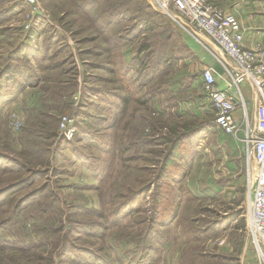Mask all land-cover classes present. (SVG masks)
Masks as SVG:
<instances>
[{
  "label": "rangeland",
  "instance_id": "rangeland-1",
  "mask_svg": "<svg viewBox=\"0 0 264 264\" xmlns=\"http://www.w3.org/2000/svg\"><path fill=\"white\" fill-rule=\"evenodd\" d=\"M36 2L38 14L30 15L27 8L18 9L16 0H8L3 5L5 13L0 16L3 31L0 33V72L3 74L9 64L23 68L25 73L30 71L27 76L32 75L31 83L20 88L21 92H12L15 88L12 81L1 83L6 87L2 92L8 95L0 102V242L17 246L22 252L0 251V264H62L64 261L60 262L59 255L62 250L70 257L71 247L93 250L116 247L119 239H123V247H131L138 228L127 226L114 232L110 230L111 236L107 234L101 240L85 233L77 236L73 231L77 228L87 232L95 230L92 227L111 229L108 214L126 198L136 197L157 174L168 144L156 145L151 143L153 138L174 139L170 130L181 134L184 126L193 120L189 116L178 119L173 110L164 117L153 115L152 108L162 105L168 95L158 99L143 96L148 89L154 90L143 84L157 56L160 58L162 30L168 29L170 34L168 25L173 24L154 8L151 0H133L131 11L126 15L122 13L123 18L113 16L116 12L113 8L121 6L123 0ZM108 21H112L110 28L106 25ZM130 27L134 30L130 31ZM144 44L151 48L141 53V48H147L142 47ZM107 49L110 53H105ZM186 64L189 65L187 73L197 77V65L190 58ZM121 76L125 83L121 82ZM191 82L193 88L200 90V81L192 79ZM125 86L132 88L131 93L135 92L136 97L127 103L123 115L113 109L109 113L113 105L122 104ZM242 92L245 100L250 101L249 92L243 89ZM60 97L61 105L74 102L77 113L87 114L78 120L71 119L69 126L74 134L66 138L56 124L52 125L55 137L43 141L40 125L47 121L45 116L28 123L35 124L37 132L31 140L39 144L25 145L22 139L25 142L26 138L30 139L24 133L29 110L43 107L45 112V105L51 104L54 107L49 114H55L59 121L70 116L53 111ZM180 108L188 111L192 106L181 104ZM14 114L18 116L15 115V119ZM201 116L203 118V112ZM109 119L114 126L120 122L117 128L113 129ZM16 123L19 124L17 129ZM219 134L222 140L226 139ZM140 140L148 143L140 144ZM219 141L212 132L199 134L193 139L196 147L190 167L186 166V159L176 161L185 174V188H190L192 195L183 200L178 214L184 217V223L173 222L169 232L163 233L170 241L167 248H163V256L161 250L158 264H264L249 234L255 166L247 159L241 143L237 152L234 149L231 152L225 142ZM213 182L223 185L219 195L211 191ZM42 189L41 197H36ZM153 192L144 194L145 226L153 216L152 200H157ZM193 194L204 201L190 204L187 201ZM212 195L215 199L206 202ZM48 204L59 208L55 218H61L62 222H51L55 235L43 241L38 235L37 219L45 214ZM186 215H189L188 221ZM44 218V225L50 222L47 215ZM239 220H242L241 230H235ZM205 230L208 235L199 237L198 233ZM235 239L240 240L237 248L233 244L237 243ZM223 246H229L230 250L224 251ZM260 247L264 255L261 244ZM121 250L118 247V251ZM228 258L233 261L229 262Z\"/></svg>",
  "mask_w": 264,
  "mask_h": 264
},
{
  "label": "trees",
  "instance_id": "trees-1",
  "mask_svg": "<svg viewBox=\"0 0 264 264\" xmlns=\"http://www.w3.org/2000/svg\"><path fill=\"white\" fill-rule=\"evenodd\" d=\"M16 1L19 4H17L18 9H23V7L25 8L22 0ZM7 2L8 0H0V16L5 13L6 8L3 5ZM132 3L133 0H123L121 6L113 8L116 10L113 16L119 15L121 16V18H123L124 14L122 13H125V15L128 14L131 11V7H133ZM111 24L112 21H108L106 23L108 28H110L109 26ZM144 24L147 23L144 21ZM168 28L171 31L170 34H168V29H163L161 33L162 35H164V37L158 49V55L160 56V58L157 56V61L154 63L153 67H151L150 74L146 77L144 82L145 84H143L146 87H154V90L152 91L148 89L143 94V96L145 98L158 99L162 95H168V97L163 100L164 103L162 105H160L159 107L157 106L156 108H152L151 113H154L153 115L160 114L161 117H164L169 110H173L175 113L174 116H176L178 119L189 116L190 119L193 120L188 124L187 127L184 126L183 132L181 134L179 133L178 135H176L177 130H170V135L173 137L175 136L174 139L163 138L162 141H158L156 140L157 138H153L151 143L153 142L156 145L168 144V149L164 155L163 160H161L159 168L157 169V174L155 175V178L152 180V183L149 186H146L145 188H143V190L140 189V191L135 194L136 197L128 199L126 198L124 202H122L115 208V210H112V212L108 214V217L110 218L109 223L111 225V229L105 227L96 229L92 227L95 230H90L87 232L86 230H80L77 228L73 231V233L77 236H81L85 233L93 239L101 240L105 235H110V230L114 232L118 229L130 226L134 227L135 230L138 228L133 238V245L129 248L123 247V239H119L118 242H115V244L118 245L116 247H99L97 248V250H93L94 248L84 249L71 247L68 252L70 253V257H68L66 253L63 254L64 250H60V262L62 263V261H64L62 264L156 263L160 258H158V256L161 254L162 247L170 241L168 236H163V233L169 232V229L171 228V224H173V222L178 221V223H184V221H182L184 217L179 216L178 214L182 210L181 206H183V200L187 195H192L191 189L185 188L183 180L185 174L181 170V166L177 164L176 161L179 159H186V166L190 167V161L193 159L192 151L196 147V142H193V139H195L199 134H209L211 132L215 135L216 141L220 140L219 142L221 143L225 142L227 147L229 146V150L231 152L233 151V149L234 152L238 151L236 145L230 142L227 138L222 140V138L220 137L219 133H222V131L217 128L214 122H212L215 116L214 110L212 108V105L205 99L204 95L206 94H202L198 89L192 87V76L187 73L186 67V60L188 59V55H186L187 46L182 42L180 29H178L177 27L175 28L171 23L168 25ZM133 30V27H130V31ZM147 30H151V28L147 27ZM2 32L3 31L0 30V33ZM122 47L123 46L120 45V54H122ZM142 47L147 48H141V53H146L151 48V46L148 44H144ZM117 49L118 47L115 48V50ZM107 51H109L110 53V50L108 49L105 51V53H107ZM14 53H17V51ZM135 64L140 65L141 63L140 61H135ZM22 69L23 68H17L15 66L13 68L11 65L7 64L3 69V74L0 72V102L4 97L8 95L2 92V90H4L6 87L2 86L1 83L13 82L15 88L12 89V92H21L20 88L23 89L25 86H27L28 83H31L30 80L32 79V75L27 76V74H31V72L28 71L29 73H25ZM17 79H20L19 82L17 81ZM121 79V82L125 83V79L123 76H121ZM131 91H133L132 88L129 87V89H127V87L125 86V96L124 98H121L122 104L120 103L113 105L112 108H109V113L110 109H113L114 111H119L120 116L123 115L125 113V107L127 103L132 101V99L136 97V93H131ZM54 93L58 94V92L56 91ZM57 101V108L53 110L56 113H60V115H70L67 117L74 120H78V117L80 116L86 117L87 114L76 112V109H74L73 107L74 102H71L66 106L64 104H60L61 97ZM181 104H190L192 108L188 111H184L180 108ZM53 107L54 105L51 104L45 105V112L42 111L43 107L40 110H29L27 117L28 120L26 122V125L24 126V133L26 134V137L29 136L30 139L26 138V142L24 139H22V142L25 143V145L33 144L37 146L39 144L38 141L33 143V140H31L32 138H34L33 134L37 132V130L34 128L35 124H32L31 126V124L28 123L30 121H32V123L40 121V119L45 116L47 118V121L44 122V125H40L43 135L41 139L45 142H48L51 138L53 139L55 137L54 133L56 130L54 131L55 128H53L52 130V125L57 124L56 128H58V124L60 123V121L59 118L57 119L55 114H49V111L52 110ZM200 111L203 112V118L201 116L202 112ZM198 120L202 122L198 123ZM113 123L114 122L112 121L111 126L113 127V129H115L117 128V124L119 125L120 122H118L115 126L113 125ZM8 131H5L6 134H8ZM145 143H148V141L146 140L145 142H140V144ZM27 182L28 180L25 181V183ZM222 186L223 185H219L218 183L213 182L211 183V191L214 193V195H219V193L222 191ZM150 190L154 191L153 193L156 194L154 198L157 200H152V203H154L152 209L153 216H151L149 223H147V225L145 226L144 223L146 222V220L142 214V204L143 200L145 199L144 194ZM171 190H173L175 193V199H173L172 197ZM43 191V189L40 190L38 192V196L36 197H41L42 194L40 193H42ZM214 199L215 198H213L212 195L210 196V198H208V200L205 199V201L207 202ZM199 201L204 200L193 194L192 198H189L187 202L192 204ZM43 213L45 214L37 219V224L39 227L38 235L43 241H49L50 239H52L51 237L55 235V231L51 227V222H62V220L61 218H55V215L59 213V208L55 207L54 204H48ZM46 215L48 216L50 222L44 225L43 223L46 219L44 217ZM52 215L53 217L51 218ZM185 219L188 221L189 215H186ZM107 220L108 218L105 219V222H107ZM241 221L242 220L236 222L237 224L234 226L235 230H241V227L239 226V223ZM214 229L215 224L211 226V230L213 231ZM100 232H102V235H98V233ZM207 232L208 231L206 230L205 232L201 231L198 233V235L199 237H202L204 235L207 236ZM238 240L239 239H235L234 242L237 243H233L235 247L236 244L237 247H239L240 240ZM118 247H121L122 250L118 251ZM8 249H15L19 252H22V250L17 246H7L4 243L0 242V251H5ZM68 249L69 248H66L67 251ZM110 252L112 253V255L116 254L115 258L112 257ZM220 259L225 260V258ZM228 259H230L228 260L229 262L233 261V258Z\"/></svg>",
  "mask_w": 264,
  "mask_h": 264
},
{
  "label": "built area",
  "instance_id": "built-area-1",
  "mask_svg": "<svg viewBox=\"0 0 264 264\" xmlns=\"http://www.w3.org/2000/svg\"><path fill=\"white\" fill-rule=\"evenodd\" d=\"M37 0H22L28 14H38ZM152 5L162 15L169 18L180 30L192 37L200 33L209 39L234 65V71L228 72L230 83L227 90H220L215 85L214 71L211 68L201 72L202 89L214 110V123L223 134L231 136L244 147L247 159L255 166L254 191L251 195L249 214V234L259 249L264 262L260 244L264 248V46L256 45L251 49L243 46L244 30L239 21L227 14L209 0H151ZM248 84L256 94V123L249 125L246 107L239 89ZM238 99L241 107V128L235 121L233 112ZM16 114L12 117L15 119ZM18 117V116H17ZM73 122L68 117L60 120L61 133L69 138L74 134L70 128ZM19 124L16 123L15 127ZM14 127V126H13ZM14 127V128H15ZM241 137V139H240Z\"/></svg>",
  "mask_w": 264,
  "mask_h": 264
},
{
  "label": "crops",
  "instance_id": "crops-1",
  "mask_svg": "<svg viewBox=\"0 0 264 264\" xmlns=\"http://www.w3.org/2000/svg\"><path fill=\"white\" fill-rule=\"evenodd\" d=\"M217 5L221 10L227 14H232L240 23L244 30L243 46L246 49H251L256 45L264 46V0H210ZM182 42L187 46L188 58L192 63L196 64L197 77L194 74L191 79L200 81V92L202 90L201 72L203 69L211 68L214 71L215 85L220 90H227L230 83L228 72L234 71V65L215 45L200 33H196L197 37H192L184 31L180 30ZM187 61V60H186ZM188 64L186 65L187 71ZM228 71V72H227ZM243 91L250 94V101L245 100ZM233 91H239L243 101L247 104L246 113L249 125L254 126L256 123V94L248 84H242L239 89L232 88ZM236 106L233 112L236 123L242 128L244 123L242 119L241 107L238 106V99L235 100ZM223 133V132H222ZM230 142L238 147V141L233 137L223 134ZM169 243V242H168ZM167 243V244H168ZM166 244V245H167ZM164 245L163 248L167 246ZM224 247V246H223ZM164 248V249H166ZM230 250V247H224V251ZM164 251L162 253V256ZM166 254V253H165ZM161 256V257H162ZM161 257L154 264L160 262Z\"/></svg>",
  "mask_w": 264,
  "mask_h": 264
},
{
  "label": "bare ground",
  "instance_id": "bare-ground-1",
  "mask_svg": "<svg viewBox=\"0 0 264 264\" xmlns=\"http://www.w3.org/2000/svg\"><path fill=\"white\" fill-rule=\"evenodd\" d=\"M252 195V193L250 192V196Z\"/></svg>",
  "mask_w": 264,
  "mask_h": 264
}]
</instances>
